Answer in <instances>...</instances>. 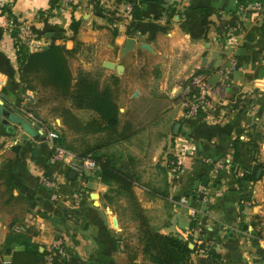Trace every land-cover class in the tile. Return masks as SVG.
<instances>
[{
  "label": "crops",
  "instance_id": "crops-1",
  "mask_svg": "<svg viewBox=\"0 0 264 264\" xmlns=\"http://www.w3.org/2000/svg\"><path fill=\"white\" fill-rule=\"evenodd\" d=\"M64 2L0 0V99L9 105L20 103L18 114L22 116L26 109V119L53 133L65 128L59 116L75 115L83 125L97 117L51 90L38 94L26 89L20 77L19 48L7 26L11 15L29 23L46 42L45 48L55 38L57 44L75 50L70 60L75 78L102 67L120 79L121 127L132 132L122 145L140 149L132 156L144 165L140 179L151 180L146 177L147 164H160L168 180L166 191L137 183L138 190H146L154 200L149 211L157 231L212 242L226 264H264V11L253 9L257 3L264 5V0ZM74 19L80 22L77 41L64 38L72 35ZM129 39L137 44L125 53ZM232 60L235 71L221 79L215 70ZM106 63L122 65V75ZM196 72L208 73L214 85L227 90L215 91L206 112L186 119L182 92ZM104 83L115 88L113 77ZM48 116L58 117L50 123ZM22 135L8 132L0 120V199L5 207L0 209V259L12 261L6 240L15 213L21 211L15 203L23 200L27 205L26 216L20 217L23 233L41 251L63 237L70 264H138L127 247L134 228L126 209L106 197L111 186L100 179L90 181L89 192L75 205L73 195L80 188L77 176L65 161L49 163L50 141L40 144ZM177 137L185 141L186 163L178 176L171 177L165 165L175 152ZM255 147L260 152L255 153ZM219 162L223 163L220 169ZM258 164L263 165L258 181L241 186L238 180ZM7 165L14 178L12 192L9 173L3 169ZM52 174L58 175L62 195L56 202L52 191L39 182L42 175ZM205 178L207 186L202 184ZM183 197L188 198L185 205L180 202Z\"/></svg>",
  "mask_w": 264,
  "mask_h": 264
},
{
  "label": "trees",
  "instance_id": "trees-1",
  "mask_svg": "<svg viewBox=\"0 0 264 264\" xmlns=\"http://www.w3.org/2000/svg\"><path fill=\"white\" fill-rule=\"evenodd\" d=\"M79 30L80 22L74 19L70 28L72 35L64 38L77 41ZM13 34L19 48L21 82L26 89L38 94L51 90L63 100H70L76 109L95 112L97 117L85 125L82 124L81 128L95 134L107 133L112 143L124 141L132 136L130 131L121 127L122 114L118 104L119 78L113 76L115 88L106 83L101 84L99 76H93L90 73L80 72L75 78L70 65L75 50H69L66 46L57 44L54 38L48 47L32 53L19 42L16 30ZM54 142L55 145L63 147L61 139L55 138ZM239 149L240 141L238 140L235 144L236 160L240 157ZM72 153L80 159L91 156L100 165L99 178L104 184L110 186L117 184L123 190L132 191L135 182L120 169L117 159L107 156L96 158L93 155L81 157ZM262 168L263 165H256L252 172L245 173L238 180L239 184L242 186L244 182L258 181V172ZM3 169L4 172L9 173L8 185L9 191L12 192L14 178L11 168L7 165ZM140 220L142 253L149 257L150 264H226L221 254L215 249L206 248L204 245H196L192 249L190 244L194 243L193 238L184 240L179 236L161 234L145 217L140 216ZM6 249L12 251L10 264H70L68 257L65 259L55 257L53 262L49 263L47 260L49 251H41L39 245L23 232L11 230L6 240ZM0 264H5L4 260L0 259Z\"/></svg>",
  "mask_w": 264,
  "mask_h": 264
},
{
  "label": "rangeland",
  "instance_id": "rangeland-1",
  "mask_svg": "<svg viewBox=\"0 0 264 264\" xmlns=\"http://www.w3.org/2000/svg\"><path fill=\"white\" fill-rule=\"evenodd\" d=\"M231 64L228 63L227 67ZM90 73L93 76H99V80L107 81L112 79L113 76L108 75L107 71L102 67L97 68V70H92ZM65 103V102H64ZM64 105V104H63ZM58 116H48L50 119V123H54L55 119ZM59 119L64 121L65 128H57L58 131L54 130V134L57 139H61L63 141V147L67 150L76 153L78 156H86L93 155L96 158L101 157H113L118 160L120 163V169L124 171L128 176L133 178L135 184L132 187V191L129 192L127 190L121 189L117 184H112L111 189L107 194V199L110 200V203L124 206L126 209V213L128 214V218H130L131 224L133 225L132 231L130 232V242L127 244L129 249L131 260L139 261L138 264H150V259L148 256H144L142 253V246L140 243L141 238V220L140 216L145 217L150 225H152L150 219V205L153 203V198L146 192V190L141 189L137 183H140L143 187L154 190L156 187L160 189V191H166L165 189L169 188L168 180L166 177L165 168L160 164L156 165H148L145 169L147 171L146 177H150L151 180H143L138 177L140 171H142L144 165H142L139 161H135L132 157L138 155L136 151H139V148L135 150H131L128 147H124L122 145L123 141L118 142H110L111 137L108 136L107 133H92L88 132V130L81 128V121L72 114H65L63 116H59ZM85 118V117H84ZM88 119V117H87ZM90 119V117H89ZM125 119V117L123 118ZM93 120V119H92ZM90 122V121H89ZM88 123V122H87ZM94 129V128H92ZM132 133V132H131ZM259 148V147H258ZM128 150V151H127ZM255 153L260 152V149L257 147L254 148ZM132 157V161L128 158ZM150 160L147 158V162ZM153 170V171H152ZM151 174V175H148ZM89 180H98L97 178L90 176ZM77 192H81L83 195L88 193L89 190L86 188H79ZM162 195L166 197V192H162ZM24 201H16V205L21 211L15 213L16 220L10 226L11 230L23 232L24 219L20 217L26 216L27 213V205L23 203ZM5 209L2 199H0V209ZM258 212V210H256ZM26 212V213H25ZM63 238V237H62ZM64 239V238H63ZM65 241V239H64ZM66 243V242H65ZM66 248L67 245L65 244Z\"/></svg>",
  "mask_w": 264,
  "mask_h": 264
},
{
  "label": "built area",
  "instance_id": "built-area-1",
  "mask_svg": "<svg viewBox=\"0 0 264 264\" xmlns=\"http://www.w3.org/2000/svg\"><path fill=\"white\" fill-rule=\"evenodd\" d=\"M73 0H65V4L71 3ZM253 9L258 11H264V5L257 3ZM7 26L11 33L17 31V39L23 45L31 50H40L45 48L46 42H43L42 39L37 35L32 26L27 22H19L14 17L8 16ZM233 33V30L229 34ZM230 66H222L215 70V73L221 78L224 79L229 77L233 71H235L236 63L234 60L230 63ZM210 75L206 72H196L193 74L186 85L183 88L182 92V105L185 108V118L194 119L197 118L201 113L206 112L209 108L210 98L215 91L219 94H224L226 92V87L223 85L216 86L210 80ZM216 86V87H215ZM40 127V125H38ZM41 131L49 137V141L52 143L51 154L49 156V163L51 165H56L65 161L70 169L78 179L80 188L88 187L90 182L89 177L93 176L99 178L100 165L90 156L85 159H80L75 157L76 155L68 151L66 148L55 145V134L48 131L45 128H41ZM54 143V145H53ZM175 152L171 153L166 160V168L168 169L169 175L171 177L178 176L183 170L186 163V146L185 141L179 137L175 138ZM189 148V147H188ZM68 158H71V161H67ZM217 167L220 169L223 167V163L219 162ZM40 185L46 189L52 191V200L59 201L61 199V193L59 191L60 182L58 180L57 174L52 175H42L39 178ZM82 197L81 192L74 193L73 201L75 205H78ZM181 204L185 205L188 202V198L183 197L181 199ZM195 217V216H194ZM197 221V219H196ZM200 225H198L197 231H200ZM195 243V244H194ZM194 248L196 245H204L206 248H213L214 244L212 242L204 241H195ZM65 241L63 238H57L51 248H49V255L47 260L49 263H52L55 257L65 259L68 257L67 248L65 246ZM203 253V252H202ZM5 264H10V260H4Z\"/></svg>",
  "mask_w": 264,
  "mask_h": 264
},
{
  "label": "water",
  "instance_id": "water-1",
  "mask_svg": "<svg viewBox=\"0 0 264 264\" xmlns=\"http://www.w3.org/2000/svg\"><path fill=\"white\" fill-rule=\"evenodd\" d=\"M51 36H54L52 34ZM137 42L135 39H129L126 43V47L124 49L125 53H129L133 51ZM106 67L111 69H117L118 74L122 75V71L124 67L122 65L116 66L113 63H106ZM30 100L34 102V98L31 96ZM17 107V108H16ZM16 109H21V104H17V106L9 105L4 100L0 99V120L2 121L3 125L8 129V132L12 134H16L18 131L23 133L22 137L24 139L31 138L32 140L36 141L37 143H43L49 141V137L45 135L40 127L30 120L26 119L23 115H26L28 111L24 109L22 112V116L17 113ZM261 173V172H260ZM208 179H203L202 184L207 186ZM200 183L196 186V189H199ZM200 198H204V194L200 195ZM58 219L55 218L54 222H57ZM190 248H194V244H190Z\"/></svg>",
  "mask_w": 264,
  "mask_h": 264
}]
</instances>
